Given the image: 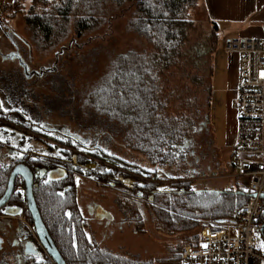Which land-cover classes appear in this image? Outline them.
<instances>
[{
  "label": "trees",
  "instance_id": "1",
  "mask_svg": "<svg viewBox=\"0 0 264 264\" xmlns=\"http://www.w3.org/2000/svg\"><path fill=\"white\" fill-rule=\"evenodd\" d=\"M27 2H30L28 10ZM125 3L133 4L127 30L150 47L119 54L107 66L105 74L87 86H82V81L77 86L74 84L77 81L68 74L61 76V71H51L48 82L55 98L48 95L37 108L24 107L30 110L31 120L34 121L31 125L35 126L43 119L41 111L45 109L49 116L54 107L61 115L63 112L66 116L71 115L72 120L81 119L87 129L103 137L110 145L121 136L123 145L141 154L151 166L145 168L129 162L130 171L146 179L166 182L159 188V185L145 182L127 188L133 194L142 192L145 199L156 205L152 209V217L156 230L161 234L176 236L197 228L202 230L205 225L193 221L194 218L231 220L249 201V196L240 195L231 188L219 191L206 187L200 189L192 181L198 175L195 135L201 130L196 122L200 110H192V100H186L185 115H170L168 110L172 93L166 92V84L162 82L164 74L175 66L178 50L193 27L191 15L198 10L199 0H17L0 7V40L11 39L7 26L16 16L23 15L26 28L32 33L31 41L38 51L49 50L58 45L68 32L74 31L76 37L80 38L100 30ZM217 32L215 23H212L208 36L211 46L207 61L208 104L211 100L212 59L217 48ZM201 56L197 49L194 60ZM195 61L193 66L197 70L200 65ZM83 65H86L85 62ZM190 77L193 81L201 82L196 75ZM18 120L27 121V118L19 117ZM51 161L61 162L55 159ZM37 165L43 167L45 164ZM9 175V170L0 169V198L6 191ZM120 176L124 179L131 177L108 167L97 174L102 183H115L123 187V182L118 178ZM16 185L21 188L23 181L18 178ZM65 187L69 189L64 191ZM76 188L71 175L65 182L56 181L53 177L52 182L40 183L34 189L42 220L65 262L151 264L114 253L89 236L86 231L88 223L81 213ZM11 203L23 208L26 199L15 192ZM122 210L126 220L131 221L137 231H142L143 215L137 203L125 199ZM25 218L33 223L27 211ZM259 223L264 225V211ZM262 235L264 238V231ZM199 237L197 233L193 240L179 243L175 264H181L183 248L188 244H197ZM43 256L46 264H52Z\"/></svg>",
  "mask_w": 264,
  "mask_h": 264
},
{
  "label": "rangeland",
  "instance_id": "2",
  "mask_svg": "<svg viewBox=\"0 0 264 264\" xmlns=\"http://www.w3.org/2000/svg\"><path fill=\"white\" fill-rule=\"evenodd\" d=\"M16 1L0 0V7L2 4H12ZM29 3L26 4V10L30 8ZM132 11L133 4L125 3L121 10L114 14L108 23L95 33L78 38L74 31L68 32L58 45L49 50H42V52L38 51L37 46L31 41L32 33L27 30L23 15L16 16L7 26L11 39L1 38L0 40V84H2L0 89L7 87L9 81L13 83L16 79V86L20 87L16 91L17 97H22L23 100L28 99L25 100L26 102H29L30 99L32 103L30 106L37 108L33 105V100H36L38 104H43L42 101L46 96L49 95L50 98H55L48 82V74L51 71H61V76L63 73L68 74L73 80L77 81L74 82L77 86H80L81 81L84 83L82 86H87L98 80L99 77L105 74L111 61L119 54L150 47L143 39L127 30ZM191 20L193 21V27L191 26L183 45L178 50L176 64L164 74L162 79L163 84H166V92L172 93L168 111L170 115H185L187 113L185 109L186 100H192V110L194 108L200 110L196 122L197 128L201 130L195 135L197 156L199 158L198 175L192 179L193 182L197 183V187L200 189L206 187L217 191L231 188L238 192L239 181L230 180L227 176L233 172L231 147L227 144L228 129L224 118L225 87L222 73L223 63L228 52L225 50V43L220 37L217 48L213 52L211 100L208 104L206 86L209 85L207 61L210 59L211 46L208 36L211 27L208 25L205 15L199 10L192 12ZM15 48L20 53L21 60L10 57L16 53ZM197 49L200 50L202 56L196 58L197 61H195ZM82 59L86 64L85 66ZM18 61L24 62L28 67L19 65ZM193 61L200 65L199 69L194 68ZM193 75L200 77L201 82L193 81L190 77ZM27 77L29 78L27 79ZM233 104L235 106L234 101ZM51 109H53V112L45 119L49 128L56 127L64 131L69 130L72 133H78L89 139L90 144L95 145L98 143L96 145L106 149L113 156L128 162H135L136 165L140 164L145 168H151L145 157L123 145L121 136L110 142V145L106 140H103V137L87 129L86 125L82 124L81 119L75 121L74 118L72 120L71 115L66 116V113L63 112L62 115L64 114V116H62L56 108L52 107ZM41 114H43L42 111ZM4 129H7V127L0 125V137H2L0 140L8 141L11 139L14 148L22 151L30 150L47 156H57L61 151L59 146L64 145L56 141L55 138L45 137L46 141H44L30 133L19 131L15 133L12 131L11 135H7ZM94 141L96 143H93ZM96 161V158H88V162H90L89 164L93 169L90 168L87 171L77 170L75 174L79 179L76 188L79 199L78 204L85 217H89L88 206L97 204L103 207L108 215L112 216V220L108 224H106V220H102L101 224H98L99 221L96 219L89 221L86 230L89 236L100 246L114 253L127 255L138 262L175 264L179 243L193 240L199 232V228L176 236L161 234L156 230L152 217V209L156 205L148 203L147 199H138L143 215V224L142 231H137V227L131 221L126 220L122 210L123 203H125L124 196L129 200L132 199L133 193L125 187L102 183L97 178V172L94 170L103 171L105 165L99 168ZM105 167L134 174L132 170L125 169L121 160L116 163L107 161ZM129 176L133 178L132 175ZM143 182L155 184L152 179H146ZM160 182L164 183L165 181ZM192 220L198 221L201 225L214 222L195 218ZM19 223L18 220L13 222L11 231H14ZM25 229L29 231L28 227H25Z\"/></svg>",
  "mask_w": 264,
  "mask_h": 264
},
{
  "label": "built area",
  "instance_id": "3",
  "mask_svg": "<svg viewBox=\"0 0 264 264\" xmlns=\"http://www.w3.org/2000/svg\"><path fill=\"white\" fill-rule=\"evenodd\" d=\"M225 50L239 59L233 172L227 176L239 181L238 192L249 201L231 220L206 223L198 243L183 248L181 264H264V41L230 38Z\"/></svg>",
  "mask_w": 264,
  "mask_h": 264
},
{
  "label": "flooded vegetation",
  "instance_id": "4",
  "mask_svg": "<svg viewBox=\"0 0 264 264\" xmlns=\"http://www.w3.org/2000/svg\"><path fill=\"white\" fill-rule=\"evenodd\" d=\"M17 48H15V52L13 58H19L21 60V55L17 52ZM9 57V56H7ZM19 62V65H23L28 67L24 62ZM29 77H27L28 79ZM31 79V78H30ZM2 84H0L1 86ZM20 87L16 86L15 81H9L7 87L0 89V104H2L0 110V125L7 127L4 129L7 135H11V132L14 133L16 131L30 133L34 137L38 139H42L44 141L45 137L55 138L56 141L61 142L64 145L59 146L61 151L57 156H47L44 154H40L38 152H33L30 150L22 151L20 149L14 148L13 143H11V139L8 141L0 140V169H7L10 171L9 180L11 173L13 170L19 166L23 165L29 169V171L34 176V186H33V194L34 189L40 184H47L52 182L53 180L49 179L48 175H52L56 179V181L65 182L70 176L74 177V182L77 185L79 184V179L75 176L77 170L78 171H87L90 168L93 169L90 162H88V158L93 157V159H97V163L99 164V168L102 165L107 164V161L113 162H121L123 163L125 169L130 170V163L126 160H122L117 156H113L109 151L103 149L99 145L90 144V140L84 138L82 135L78 133H72L69 130H61L56 127L49 128L47 126V121L45 120L48 117V112L44 109L43 119H41L38 123H35V126L32 127L31 123L34 122L31 120L30 110L24 109V107H31V100L26 102L22 99V97H17L16 91H18ZM26 95V94H24ZM28 98V97H27ZM22 99V100H21ZM33 105L38 106L37 101H32ZM9 104V105H6ZM25 117L27 121L18 120V118ZM15 118L17 119L15 122ZM51 132V133H50ZM51 140V139H50ZM48 142V141H47ZM63 146V147H62ZM51 159H55L56 161H61L60 163H53ZM37 163H44L45 165L42 167L41 165H37ZM34 164L32 168L31 165ZM104 167V169L107 167ZM94 171L97 174L100 170L95 169ZM124 175H132L133 178L129 177L124 179L122 176L118 177L121 182H123V187L128 188L146 180L145 177L140 176L138 174H129V172L118 170ZM20 178L23 181V186L21 188L16 185V180ZM124 179V180H123ZM78 181V182H77ZM156 185L164 184L166 182H160L158 180H154ZM153 182V183H154ZM157 182V183H156ZM9 184V181H8ZM113 186H116L115 183H109ZM117 187V186H116ZM8 188V185H7ZM6 188V190H7ZM68 187H65L64 191L68 190ZM63 191V193H64ZM6 192V191H5ZM19 193L20 196L26 197V184L24 179L21 177H17L14 181V191L11 195L10 199L7 203L0 208V263L2 264H46L47 260L43 256L46 254V257L53 264H56L52 258L47 254L43 245L39 241L37 234L35 233L34 223H31L26 220L25 212L27 211L29 214V210L27 207V201L25 207L21 208L19 206H14L11 203V198L14 193ZM5 194V193H4ZM4 196V195H3ZM2 196V197H3ZM35 197V196H34ZM127 200L128 198L124 196ZM1 199V198H0ZM26 199V198H25ZM145 199L142 192H138L132 195L131 201L137 203L139 209L140 205L137 200ZM77 201H79L77 197ZM148 203H152L147 200ZM141 211V209H140ZM15 212L17 214H15ZM142 212V211H141ZM81 213L83 217L87 220V223L91 220L99 221L98 224L102 220H106V224L110 223L112 220V216L107 214V211L103 207L97 204H93L88 206V215L89 217H85L82 209ZM31 216V215H30ZM91 217V219H90ZM94 218V219H93ZM32 219V217H31ZM18 220L20 223L15 228L14 231H11V225L13 222ZM33 222V220H32ZM25 227H28L27 231ZM33 227V228H32ZM31 229L34 230V235L31 233ZM10 230V231H9Z\"/></svg>",
  "mask_w": 264,
  "mask_h": 264
},
{
  "label": "crops",
  "instance_id": "5",
  "mask_svg": "<svg viewBox=\"0 0 264 264\" xmlns=\"http://www.w3.org/2000/svg\"><path fill=\"white\" fill-rule=\"evenodd\" d=\"M201 11L211 27L215 23L217 42L230 38H256L264 41V0H199ZM225 56V55H224ZM223 63L224 118L228 129L227 144L234 149L237 130L239 59L226 53ZM235 102V106L233 104Z\"/></svg>",
  "mask_w": 264,
  "mask_h": 264
},
{
  "label": "water",
  "instance_id": "6",
  "mask_svg": "<svg viewBox=\"0 0 264 264\" xmlns=\"http://www.w3.org/2000/svg\"><path fill=\"white\" fill-rule=\"evenodd\" d=\"M53 174L48 175L50 180H53ZM17 177H21L24 179L26 184V201L27 207L32 217L35 233L41 244L43 245L44 249L46 250L47 254L52 258V260L56 264H67L63 259L61 253L57 249L53 239L51 238L43 220L40 215L34 194H33V186H34V176L29 171V169L23 165L17 166L13 172L11 173L8 188L4 194V196L0 199V208L3 207L7 201L10 199L11 195L14 191V181ZM240 195H245L243 192H237ZM264 199V195L261 197ZM15 214H17L15 212ZM261 231H264V225L261 226Z\"/></svg>",
  "mask_w": 264,
  "mask_h": 264
},
{
  "label": "snow or ice",
  "instance_id": "7",
  "mask_svg": "<svg viewBox=\"0 0 264 264\" xmlns=\"http://www.w3.org/2000/svg\"><path fill=\"white\" fill-rule=\"evenodd\" d=\"M0 107H2V104H0ZM0 139H2V137H0ZM77 182H78V181H77ZM193 191H195V189H193ZM61 195H63V193H61ZM68 215H70V213H69ZM204 247L206 248L207 245H204ZM261 247L264 248V244H262Z\"/></svg>",
  "mask_w": 264,
  "mask_h": 264
}]
</instances>
